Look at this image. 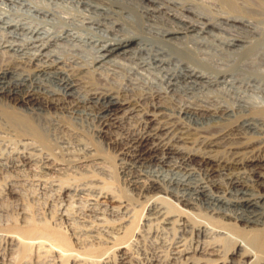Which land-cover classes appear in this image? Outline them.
<instances>
[{
    "label": "bare ground",
    "instance_id": "6f19581e",
    "mask_svg": "<svg viewBox=\"0 0 264 264\" xmlns=\"http://www.w3.org/2000/svg\"><path fill=\"white\" fill-rule=\"evenodd\" d=\"M65 1H70L72 4H74V6L72 5L73 8H81L82 6V8H84L85 11L89 14L83 15L84 13H81L78 14L81 15V17L77 18L76 15L69 16L67 14L56 11L53 8L49 7V5H39L38 3H33L26 0H15L13 2L17 5L25 7L26 11L21 13V9L17 7L16 9H14V13L19 14V16L16 14L17 17L22 16L24 18L22 21H27H16V19H10L11 17L9 18L8 16H0V48L5 50V52H8L9 54L11 52V54L13 53L20 56L21 58H24V61H22L21 63L25 65V63L27 62V65L31 67L28 68L32 69V71L25 70L20 73L12 70H4L0 72V96L6 99V101H8L10 104H12V107H5L4 105H2L4 103L0 104V133H11L16 138H19L21 140H30L31 142L37 144L39 147L47 150L48 152L52 149L53 146L56 145L53 144L50 140L52 137L54 139V134L50 131L51 125L49 126V128L43 129L39 122L35 121L31 116L24 113L25 110L26 112H32L34 110L44 108L48 111L50 107H53L58 110L68 109L66 111L69 112V109L70 111H72L71 109L78 108L79 106H90L92 108H95L97 111L95 114H93V117L91 116L95 122H99V124L95 128V133L108 146L114 148V150L118 149L119 154L124 157L120 160V173L123 176H130L127 181L128 186L126 185L130 189V191H135V193L145 199V201H149L155 196H158V194H166L167 191L165 188V184H169L175 186L174 188L177 187V190L179 189V187H183L184 189H186V191H190V195H194L195 199L204 200L214 207L218 206L225 210H230L229 208L235 209L238 212H235V218L228 217L226 214H221V216H223L222 218H225L227 221H230V218H232L234 221L238 222V224L242 223L241 226H243V224H246L245 226L248 225L249 230L245 229L242 231H238V233L245 239H247L250 243V246L254 252V258L256 260L264 259V225L259 229L255 228L256 225L264 224V192H261L260 190L256 191V189L254 190L253 188H264V155L249 158L245 157L243 159H239L238 157H236L235 159L233 158V160L223 158L213 159L209 155V153H212V148L219 146L215 143L217 141L214 140H212V142H210L209 144H206L205 148H209L206 149L208 151L203 150L202 153H191L189 151V153H187L186 150V152H184L180 149L181 147L177 148L175 144L173 146L172 144L170 145L163 142L165 140L164 136H166V134L169 132V128L159 123L158 116H160V114L164 112L162 110L165 109H163V106L160 103H155L151 106L149 105V107L143 108L142 104H140L139 102L133 103L129 100H126L127 98L125 99L119 97L118 95H114L112 91H101L103 93L98 92L96 87H91V83L93 82L92 79V82L90 83L88 80H86V78L82 77L84 76V73L91 74V76H94V78H97V80L106 82L109 81L113 76V78H111V81L115 82L117 69H120V67L123 65L121 62L129 61V63H132L134 65L135 69H140L142 71L145 70L147 71V73L149 70L153 69L163 72L164 75L161 80L163 88H161L162 90L159 91L158 94L154 93V97L157 98L159 97V94L164 95L165 93L167 94V92H178L180 90L189 91L205 87H215L225 90L227 89L229 92L235 94V98L242 106L252 107L253 109L254 107H258V105H261V107H259V111H255L257 112L256 114L254 112V114L252 113V116L247 115L242 118L239 121V127L247 130L248 132H250V134L252 133V135H259L260 141L258 140L257 143H262L264 140V121L263 119H261L262 114L259 115V113H264V70H262L259 65L262 61V57L264 56V17H261V19L256 17L260 21V27L259 29H257L258 38L256 41L253 40V42H250L244 36L241 38L236 37L229 42L227 40L228 43L226 44V51H220L219 53H217L218 56H216L212 53H209L208 51H202L203 47L201 48V45H203V43H205V46L207 44L208 48H210L211 38H208L207 34L205 33L209 32L210 30L212 33V29H215L219 26L218 22H216L217 19L213 21L212 18V15L215 12L211 15L212 11L209 10V8L206 6L209 1L207 2V4H202L198 1V3H194L193 0V5L189 4V1L188 5L186 6H183V4V14H180V17L174 18L175 20H177L176 22L181 25V27L179 28H176L174 26L166 27V24L163 25L165 22L160 23V21L158 22L154 17L155 14L162 16L167 14L168 16V12L171 10H169L168 5L162 2L165 0H131L132 4H135L132 6L128 3H124L123 0L122 4H120L121 2L119 3L120 7L118 9L116 8L117 10L115 8L114 10L113 8L108 7V5H102L103 3H95L93 0ZM112 1L116 3V1ZM175 1L177 0H170V4L175 5ZM217 1L220 2L221 7L223 8L221 12L224 11L228 15L225 16V18L220 17L219 23L220 25L222 24V27L224 25H240V27L245 26L246 23H248V19L255 17V11H252L253 7L258 8V11L259 9L261 10L264 8V0H242L243 2H241L243 3V5L241 6H239L240 3L235 4V2L231 0ZM181 2L183 3V1ZM211 2L213 5L214 2L212 0ZM238 2L236 1V3ZM115 3H113V5ZM136 5H138L140 9L138 8L137 10ZM213 7L215 6L213 5ZM79 10L80 9H78V11ZM216 10L220 11V9L218 8H216ZM175 11L173 12L174 15ZM33 13H35L36 15V18L34 19H37V23L35 24L31 23L33 22L31 18L33 16ZM218 14L220 15V12ZM214 16L216 15L214 14ZM38 20L40 22H38ZM170 22L171 21H169V23ZM246 28L247 27H245L244 29L246 30ZM192 33L196 35V37L192 36L193 38H195L194 40L189 39ZM203 34L206 35L205 37L210 40L208 41V39L204 38L202 36ZM200 35L202 36V38ZM223 41L224 40H222V42ZM213 44L216 43L213 42ZM207 46L205 47V49H207ZM213 58L221 61L224 66H213ZM71 64L75 65V74L70 73V70L67 68L69 65L71 66ZM128 71L131 70L128 69ZM94 80L97 83L99 82L96 79ZM99 83L102 84L101 81ZM169 97L170 96H168V98ZM258 101H261V103L258 104ZM162 104L164 105V103ZM191 108L193 107L191 106ZM18 110H21L23 113L19 112ZM180 111V114L187 115V118L188 115H197L195 110L190 108H184L183 110L180 109ZM219 112L224 113L228 116H234L235 105L221 104L217 109H208V107L200 109L198 108L199 114L201 113L203 115H209L210 117H214L217 114L219 115ZM120 113H122L123 116H119ZM136 113L141 118V122H143V131H141L139 134L133 136H131V134L130 137L125 136L126 138H122L118 137L111 131L112 128L119 129L124 119H128ZM199 116L200 115H198V117ZM229 124L231 125V123ZM44 127H46V125ZM210 132L212 133V131ZM240 142L239 145L241 144ZM241 148L244 147H234L233 149L236 150H234V152L230 150L232 152L231 155L233 157L238 156V154H240L241 152L239 153L235 151ZM179 156L182 157L183 160L181 164L195 161L198 158L202 166L207 165V181H202L203 179L198 180V177L197 180L193 179L194 174L192 175L193 177L190 178L184 177L183 174H181V176L176 173L174 177H167L164 176V173L162 177L155 175L146 178L147 180L145 181L142 180V175L138 172H136L138 173L136 175H128L137 165L140 166L141 164H148V162H155L160 167H166L168 165H171L172 162H176L174 158H178ZM28 161L29 159H26L24 163H27ZM240 161H243L244 163ZM177 162L179 163L178 160ZM28 163H30V161ZM247 163H256V165L252 166V169H250L249 171H246L248 167L246 165ZM181 164L180 166L182 167ZM228 164H239V166L243 167L232 170V168L228 167ZM57 165H59V163H57ZM188 174H190L189 171ZM220 179L229 180L230 184L232 185L233 193L224 194L225 192L223 193L220 191L219 184H222L219 183ZM98 194H100V191ZM175 201L177 204L179 203L187 207L193 204L191 202L192 200L190 201L183 196L175 197ZM196 205H198V203ZM212 206L210 207L212 208ZM154 210L155 207L153 206L148 215H153ZM164 211L162 212L164 213ZM168 214L170 215V213ZM182 218V216H179L180 220H182ZM163 221H165V223L172 222L171 219L167 218ZM130 225L128 228L125 227L126 229L123 236L118 238L117 241L115 240L116 243L126 242V239L132 235V226L134 225ZM233 229L235 230L236 227ZM8 231L9 230H7V232ZM11 231L13 232L14 236V233L18 235V243L20 244L21 252L20 255L22 256L28 255L29 252L34 248L35 252L38 253V256L53 252L55 255V262L60 264L61 260L66 261L70 258L73 259V257H78L76 256L74 250H72L70 239H68V237L66 238L64 234L58 232L57 230H54L52 228L50 229L47 226L39 227L35 224L32 225L28 222H24V225L22 226L14 228L12 227ZM210 231L212 230L210 229ZM12 232L10 233V235L12 234ZM205 232L206 229L197 228L195 234L199 236ZM200 239H198L197 241H199ZM204 240L206 241V239ZM239 247L240 251L236 254L241 253V250L243 249V246L239 245ZM184 249H186L185 246ZM201 252L197 247H195L192 250H183L179 255L181 257L180 259L183 258L185 262L191 264L193 262V259L186 258V256L188 254H196ZM244 254H249V251H245ZM209 255L215 254L209 253ZM87 256L88 257H86V259L82 263L86 264L85 261L92 255L91 253H89V255ZM117 259L118 262H123L127 258L125 257L124 253L118 256ZM182 262L184 263V261ZM0 264L4 263L0 262ZM104 264L110 263L106 262Z\"/></svg>",
    "mask_w": 264,
    "mask_h": 264
},
{
    "label": "rangeland",
    "instance_id": "374dc122",
    "mask_svg": "<svg viewBox=\"0 0 264 264\" xmlns=\"http://www.w3.org/2000/svg\"><path fill=\"white\" fill-rule=\"evenodd\" d=\"M13 1L15 0H0V16H8L9 18L11 17L10 19L22 21L24 18L22 16L17 17V15L19 16V14L14 13V9H16L17 7L20 8L22 11L21 13L25 12L26 9L23 6L15 4ZM26 1L38 3L39 5H49V7L53 8L56 11L67 14L69 16L76 15L77 18L81 17V15L78 14H89L85 11L84 8H82V6L81 8H73L74 4H72L70 1ZM93 1L98 4L103 3L102 5L105 6L108 5V7L113 9H118L120 7L119 3L121 2L120 4H122L123 2V0H114L116 1V3L112 0ZM181 1H183V3ZM188 1L189 4H192L193 2L207 4V2L209 1L206 6L209 8V10L212 11H210L211 15L215 12L214 14L216 16H214L213 14L212 18L213 21L217 19L216 22H218L219 25L217 28L212 29V33L211 30L205 33L207 34L208 38H211V45L210 48H208L206 44L207 49H205L206 46L204 45L205 43H203V45H201V48L203 47L202 51H208L209 53L218 56L217 53H219L220 51H226V44L236 37L241 38L244 36L250 42H253V40H257V29H259L260 27V21L256 17L260 19L261 17H264V8L261 10L259 9L258 11V8L253 7L255 8H252V11H255V17H253L256 19H248V23H246L245 26L241 27L240 25L232 26L223 24V27L222 24L220 25V17L225 18V16L228 15L224 11L221 12L223 8L221 7L220 2L217 0H212L215 7H213L211 0H177L175 1V5H171L170 0H165L162 2L168 5L169 10H171H168V16L167 14L164 15L165 17L155 14L154 17L158 22L160 21V23L165 22L163 25L166 24V27L174 26L176 28H179L181 27V25L178 24V22H176L177 20H175L174 18L180 17L183 14L182 5H188ZM231 1L235 2V4L240 3L239 6L243 5L242 0H236L237 2L240 1L238 3H236L235 0ZM113 3L115 4L113 5ZM124 3H128L131 6L135 5L132 4L131 0H124ZM14 4L17 6H15ZM136 7L138 10L139 6L136 5ZM216 8L220 9V11L216 10ZM78 9L80 10L78 11ZM174 11L175 15L173 13ZM219 12L220 15L218 14ZM32 15L34 16L31 17L32 21L36 22L31 23L35 24L37 23V19H34L36 18V15L35 13H33ZM256 20L259 22V24ZM26 21L27 20H24L22 22ZM169 21L171 22L169 23ZM38 22L40 21L38 20ZM224 27L228 28L225 29ZM245 27H247L246 30L244 29ZM192 36L196 37V35L192 33L190 36L191 38L189 37V39L194 40L195 38H193ZM202 36L208 39L207 37H205L206 35L203 34ZM209 40L210 39H208V41ZM222 40L225 41H223L224 44ZM213 42L216 44H213ZM22 61H24V58H21L20 56L13 53L11 54V52L9 54L8 52H5V50L0 48V72L4 70H12L17 73L23 72L25 70L32 71V69H30L31 67L27 65V62L25 61L26 63L24 65L23 63H21ZM121 63L123 65L120 67V69H117V76L115 78L117 81L115 80V82L111 81V78H113V76L109 81L106 82L97 80V78H94V76H91V74L84 73V76L82 77L86 78V80H88L90 83L93 81L94 83H91V87H96L98 92L112 91L114 95H118L119 97L125 99L127 98L126 100H129L133 103L139 102L140 104H142L143 108L149 107V105L151 106L155 103H160L163 106V109L165 108L162 111H164L167 115H165L164 112L162 113L161 111L162 114L158 116L159 123L169 128V132L166 134V136H164V143H168L170 145L172 144L173 146L175 144L177 148L181 147L180 149L184 152H186L187 150V153H189V151L191 153H202L203 150L208 151L206 149H209L205 148L206 144H209L210 142H212V140H214L218 142L215 143L219 146L212 148L213 154L211 152L209 153V155L213 159L223 158L233 160V158L235 159L236 157H238L239 159H243L245 157L249 158L264 155V140L262 143H257L260 139L259 135H252V133L250 134V132H248L247 130L239 127V121L245 116H252L255 111H259V107H261V105H258V107H254L253 109L252 107L242 106L235 98L236 96L234 93L229 92L227 89L225 90L215 87H205L189 91L180 90L178 92L171 93L167 92V94H164L166 97L163 94H159L158 99L154 96L162 90L161 88H163V84L161 81L164 75L163 72L153 69L149 70L147 73V71L145 70L142 71L140 69H135L134 65L132 63H129V61H123ZM212 65L215 67L224 66L221 61L214 58L212 59ZM259 67L264 70V56L262 57V61ZM67 68L70 70V73H76L75 65L71 64V66L69 65ZM128 69L131 71H128ZM155 70L158 72H156ZM143 73H145L146 75ZM94 79L99 82L101 81L102 84L99 82L97 83ZM130 88H133V91ZM168 96L170 97L168 98ZM1 98L2 97L0 96V104L4 103L2 105H4L5 107H12V104L6 101V99ZM162 103H164V105ZM260 103L261 101H258V104ZM221 104L235 105V115L228 116L224 113L219 112L220 114H217L218 116L216 115L214 117H210L209 115L198 113V108L200 109L208 107V109H217ZM188 105H191L193 108H191V106L189 107ZM91 108L92 107L90 106H79L78 108L71 109L72 111H70L69 109V112L66 111L68 109L58 110L53 107H50L48 111L44 108L34 110L35 112H26L25 110L24 113L31 116L35 121L39 122L43 129H47L51 125L50 131L54 134V139L52 137L50 140L53 144L56 145L53 146L52 149L48 152L47 150L39 147L37 144L31 142L30 140H21L19 138H16L11 133H0V262L4 264H60L55 262V255L53 252L38 256V253L35 252L33 248V250H31L28 255H20L21 252L20 244L18 243V235L14 233V236L11 230L12 227H19L24 225V222H28L39 227L47 226L50 229L52 228L54 230H57L58 232L64 234L66 238L68 237V239H70L72 250H74L76 256L78 257H73V259L70 258L66 261L61 260V264L62 262L63 264H84L82 262L86 259V257H88L87 255H89V253H91L92 256H90L85 261L86 264H104L106 262H109L110 264H173V261L174 264H189L188 262H185L183 258L180 259L181 257L179 254L183 250H192L195 247H197L200 252H202L196 254L192 253L186 256V258L193 259V262L191 264H264V259L256 260L254 258V252L250 246V243L247 239H245L238 233V231H242L245 229L249 230V227L248 225L245 226L246 224H243V226H241L242 223L238 224V222L232 219L235 218V212H237L235 209L229 208L230 210H225L218 206L214 207L204 200L195 199V196L192 194L190 195L191 192L188 190L186 191V189H184L183 187H179V189L177 190V187L174 188L175 186L169 184H165V188L167 191L166 194H158V196H155L149 201H145V199L137 195L135 191H130V189L127 187V181L130 176H123L120 173V160L124 157L119 154L118 149V151L114 150V148L108 146L101 138L96 135L95 128L99 124V122H95L92 117L97 110L95 108H92L91 110ZM179 108L181 110H183L184 108L194 109L197 115H188L187 118V115L180 114L181 111ZM18 111L22 112L21 110ZM256 113L257 112H255V114ZM260 114H262L261 119H263L264 121V113L262 112L259 113V115ZM170 115L172 116V118ZM198 115L200 116L198 117ZM119 116H123L122 113H120ZM133 116H131L132 118L129 117L128 119H124L119 129L112 128L111 131L118 137L122 138L130 137L131 134V136L139 134L141 131H143V122H141L142 120L137 115V113ZM161 119H163L164 121ZM229 123H231V125ZM45 125L46 127H44ZM237 128H239L240 130ZM210 131L214 133L212 134ZM168 137L172 140H170ZM58 139H60L61 141ZM239 142L241 143L240 145ZM236 146L237 148H244L237 149V151L235 152L241 153L238 154V156L233 157L231 153L236 150L233 149ZM24 159H29L30 163H28L29 161L27 163H24ZM174 159L176 162H172L171 165H168L166 167H160L155 162H148V164L145 163L143 165L141 164L140 166L137 165L138 167L136 166L135 168H133L132 172H130L128 175H136L139 173L142 175V180L145 181L147 180L146 178L155 175L162 177L164 173V176L174 177L176 173L178 175L183 174L184 177L192 178L194 176L193 179L195 180H197L198 177V180L203 179L202 181H207V165L202 166L198 158L195 161H192L193 163L187 162L185 164H181L183 160L180 156ZM177 160L179 161V163L177 162ZM240 162L244 163L243 161ZM50 163L52 166L50 165ZM57 163H59V165H57ZM180 164L182 165V167L180 166ZM246 165L248 166L246 171H249L250 169H252V166L256 165V163H247ZM190 166L193 167L191 168ZM228 167L232 168V170H236L237 168H242L243 166H239V164H228ZM176 169L179 170L177 171ZM188 171L190 174H188ZM219 183H222L219 184V189L221 192H225L224 194L233 193L232 185L230 184L229 180L220 179ZM253 188L254 190L256 189V191L260 190L261 192H264V188ZM99 191L100 194H98ZM178 196H183L190 201L192 200L191 202L193 204L189 207L179 203L177 204L175 201V197ZM197 203L198 205H196ZM153 206L155 207V210L153 211V215H150V218L148 214ZM210 206H212V208ZM164 207L166 210L164 209ZM162 211H164V213ZM178 212L181 214H179ZM168 213H170V215ZM221 214H226L228 217H232L230 218L231 222L227 221L225 218H222L223 216H221ZM179 216H182L184 219L182 218V220H180ZM166 218L171 219L172 224L165 223V221L163 220H166ZM146 223H148L149 225ZM130 224L134 225L132 226V235L126 239V242L116 243L115 240L117 241L118 238L123 236L125 229L128 228ZM263 225L264 224L256 225L255 228L259 229L260 227H263ZM233 226L236 227L235 230L233 229L235 228ZM195 228L206 229V232L197 236L195 234ZM210 229L212 231H210ZM7 230H9L8 232L11 231L12 234L10 235L11 232L8 233ZM198 239L200 240L197 241ZM204 239H206V241ZM181 243L185 246L186 249H184V246ZM239 245L243 246V249L241 250V253L236 254L240 251ZM245 251H249V254H244ZM124 253L127 259L123 262H118L117 257ZM209 253H214L215 255H209ZM181 260L184 261V263Z\"/></svg>",
    "mask_w": 264,
    "mask_h": 264
}]
</instances>
